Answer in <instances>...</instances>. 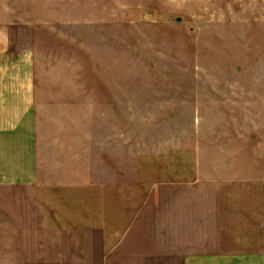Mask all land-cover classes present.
Wrapping results in <instances>:
<instances>
[{
    "label": "rangeland",
    "instance_id": "rangeland-1",
    "mask_svg": "<svg viewBox=\"0 0 264 264\" xmlns=\"http://www.w3.org/2000/svg\"><path fill=\"white\" fill-rule=\"evenodd\" d=\"M0 11L33 22L51 139L60 126L80 135L60 141L76 147L43 178L96 173V133L99 163L108 154L114 173L143 182L131 191L192 197L196 251L264 264V0H0ZM38 193L0 186V243L41 226Z\"/></svg>",
    "mask_w": 264,
    "mask_h": 264
},
{
    "label": "crops",
    "instance_id": "crops-1",
    "mask_svg": "<svg viewBox=\"0 0 264 264\" xmlns=\"http://www.w3.org/2000/svg\"><path fill=\"white\" fill-rule=\"evenodd\" d=\"M35 38L27 15L3 21L0 11V186L36 187L39 193L34 199L40 204L37 217L41 221V226L10 228L9 242L0 243V262L225 264L231 253L210 255L195 250L192 197L131 191L142 188L143 182L131 181L128 170L114 173L108 154L99 163L96 133H90L87 145L96 154V173L90 165V178H43L47 172L51 176L62 170L65 151L76 147L60 141L80 135L66 134L62 132L65 126H60L52 133L57 137L51 139L50 120L41 121L43 104L37 97L43 71ZM51 120L74 121L63 116ZM109 148L107 141L104 149ZM47 154L55 159L46 158ZM69 155L74 163L73 154ZM50 219L62 225L50 226ZM242 259L252 261L240 253L237 263Z\"/></svg>",
    "mask_w": 264,
    "mask_h": 264
}]
</instances>
